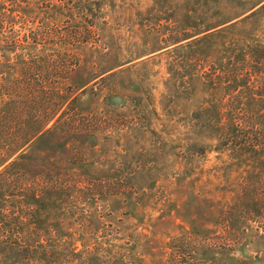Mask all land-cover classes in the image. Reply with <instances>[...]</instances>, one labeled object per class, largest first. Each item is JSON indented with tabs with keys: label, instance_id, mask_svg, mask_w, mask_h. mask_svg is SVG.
Here are the masks:
<instances>
[{
	"label": "rangeland",
	"instance_id": "obj_1",
	"mask_svg": "<svg viewBox=\"0 0 264 264\" xmlns=\"http://www.w3.org/2000/svg\"><path fill=\"white\" fill-rule=\"evenodd\" d=\"M49 1H13L5 40L19 41L0 59L77 54L67 113L86 127L55 129L23 158L33 180L61 178L66 197L1 195L17 248L0 264H23V244L49 251L31 264H264V192L243 200L246 184L264 182V151L255 160L219 146L193 116L264 127V0H100L96 43L21 42ZM118 180L132 201L113 194Z\"/></svg>",
	"mask_w": 264,
	"mask_h": 264
},
{
	"label": "trees",
	"instance_id": "obj_2",
	"mask_svg": "<svg viewBox=\"0 0 264 264\" xmlns=\"http://www.w3.org/2000/svg\"><path fill=\"white\" fill-rule=\"evenodd\" d=\"M9 1L11 6L5 5V1L0 0V51L12 50L19 41V38L17 41H11L8 38L5 40V36L11 33V30L7 33V29H9V23L13 22L12 9L19 8V6L13 5L15 0ZM56 1L50 0L43 4L44 13L41 10L43 15L39 20V27L30 30L21 42L30 41L35 46L60 48L75 47L90 42L96 43V40L90 41V36L94 37L101 29L102 7L100 0ZM62 22L66 25L60 28L59 24ZM84 36L86 37L83 38ZM262 63L263 61L260 65L263 66ZM79 64V56L70 49L59 50L55 53H38L18 64L3 62L0 59V73L12 72L11 77L0 79V198L4 197L1 195L18 191L23 192L24 195L37 191L45 197L55 199L66 197L64 191L68 186L62 185L61 178L43 177L38 181L37 178L33 180L30 173L23 168V158L45 134L55 129L59 130L64 125L72 126L73 129L85 126V123H81L80 119H75L74 116H69L67 113V106L76 100L74 92L68 89L65 94L67 82ZM204 80L206 91L209 93L212 80L209 78ZM205 114L204 117L197 113H194L193 116L203 122L201 128H205L206 132H215L219 139V146H233L238 150V155L241 153L244 156H251V159L255 160L261 156L264 151V127L261 130L253 128L255 132L250 130V127L246 131V128L241 131L238 129L226 130L220 125L212 124L211 118L205 117ZM204 119L208 122H205ZM116 185L118 190L113 194L125 197L128 201L133 200L132 195H127L124 180H118ZM259 191L264 192L263 180H259L251 186L246 184L243 190V200L257 201L256 196ZM261 196L264 197V194ZM135 203L138 202L134 201ZM249 205H253V208L256 209L258 204ZM19 208L20 210L24 209L23 203L15 205V209ZM229 212L233 213L231 210ZM11 219L7 213L4 216V221L0 223V229L3 231V234H0V255H3L4 258L9 257L17 248L10 237L12 230H15V225L10 224ZM20 249L21 252H15V257H22L23 264H31L38 255L46 257L49 252L45 251L42 254V246L31 248L24 244L20 246ZM31 253L36 256H32Z\"/></svg>",
	"mask_w": 264,
	"mask_h": 264
}]
</instances>
